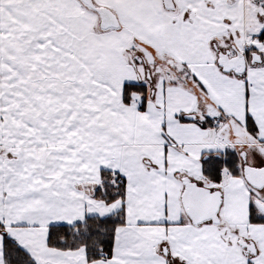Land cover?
<instances>
[{
    "label": "snow or ice",
    "instance_id": "snow-or-ice-1",
    "mask_svg": "<svg viewBox=\"0 0 264 264\" xmlns=\"http://www.w3.org/2000/svg\"><path fill=\"white\" fill-rule=\"evenodd\" d=\"M0 264H264V0H0Z\"/></svg>",
    "mask_w": 264,
    "mask_h": 264
}]
</instances>
